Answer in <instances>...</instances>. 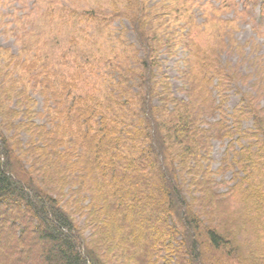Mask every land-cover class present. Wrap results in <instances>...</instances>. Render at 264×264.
Returning <instances> with one entry per match:
<instances>
[{"label": "trees", "instance_id": "obj_1", "mask_svg": "<svg viewBox=\"0 0 264 264\" xmlns=\"http://www.w3.org/2000/svg\"><path fill=\"white\" fill-rule=\"evenodd\" d=\"M132 1L135 44L99 61L106 87L87 83V74L101 73L97 61L84 66L89 53L69 79L36 57L1 61L6 254L25 264H260L264 61L252 59L244 75L252 91L229 109L235 73L221 66V47L201 51L180 23L183 6L171 7L169 22L145 0ZM236 3L235 14L258 7V26L264 0ZM240 47L230 49L242 57ZM162 51L181 53L178 94L161 72ZM214 140L226 141L215 167Z\"/></svg>", "mask_w": 264, "mask_h": 264}, {"label": "rangeland", "instance_id": "obj_2", "mask_svg": "<svg viewBox=\"0 0 264 264\" xmlns=\"http://www.w3.org/2000/svg\"><path fill=\"white\" fill-rule=\"evenodd\" d=\"M145 1L147 6L152 5L153 10L165 12L169 22L174 18L171 7L183 6L184 17L180 23L190 28L192 39L201 51L205 49L208 54L214 47H221V66L235 73V81L229 87V109L237 104L242 92L252 91L253 78H245L244 75L253 71L252 59L264 61V18L258 22V26L255 24L257 6L251 8L247 5L242 14H235L233 8H240L236 6L237 0ZM132 3V0H0V65L3 66L1 61L6 62L11 55L13 62L29 61L36 57L40 62L47 63L56 76L69 79L76 75L78 62L81 63L85 53H89L93 60L85 61L84 66H94V61H97L95 63H98L101 73L87 74V83L90 88H93V84H96L95 88L100 84L106 87L103 84L105 70L99 61L105 63L107 59L113 60L123 47L135 44L127 20ZM154 23L160 26L158 30L164 27L157 19ZM232 44L242 47V57L238 52H232ZM134 53L131 51L129 55L133 56ZM139 54L142 55L141 50ZM180 57L181 53L169 56L164 51L160 52L161 72L168 76L176 94L180 85L176 70ZM26 80L27 76L24 77ZM84 83L82 79L79 80L80 88L87 85ZM31 94L40 107V97L36 93ZM250 124L251 120L244 121L245 126ZM3 130L5 136L12 135V129L4 127ZM225 145L226 141L214 140L213 167L219 165ZM225 177H230V172ZM84 233L88 235V230ZM6 237L5 233L0 234V264H25L21 256L18 261L16 256L6 254ZM260 264H264V260Z\"/></svg>", "mask_w": 264, "mask_h": 264}]
</instances>
